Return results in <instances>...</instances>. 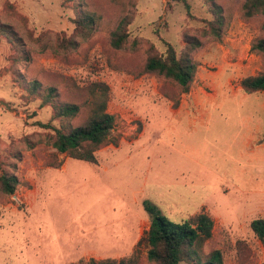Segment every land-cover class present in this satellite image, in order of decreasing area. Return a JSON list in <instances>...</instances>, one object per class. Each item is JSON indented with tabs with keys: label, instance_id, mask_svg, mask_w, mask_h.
<instances>
[{
	"label": "rangeland",
	"instance_id": "rangeland-1",
	"mask_svg": "<svg viewBox=\"0 0 264 264\" xmlns=\"http://www.w3.org/2000/svg\"><path fill=\"white\" fill-rule=\"evenodd\" d=\"M244 2L0 0V176L19 179L14 193L0 184V264H71L134 251L150 264L144 200L176 221L209 213L215 225L204 251L220 248L225 264L264 262L250 227L264 217V91L241 86L264 71V55L252 47L264 37V13L246 17ZM213 4L223 8L219 35L207 29ZM86 10L99 16L92 29L77 22ZM123 19L128 42L115 48L111 33ZM186 35L202 41L188 92L141 72L165 42L180 52ZM97 81L110 86L108 110L121 138L93 163L59 153L54 131L38 121L64 129L85 122L87 88ZM49 86L58 101L84 104L79 114L53 118L52 105H41Z\"/></svg>",
	"mask_w": 264,
	"mask_h": 264
},
{
	"label": "trees",
	"instance_id": "trees-1",
	"mask_svg": "<svg viewBox=\"0 0 264 264\" xmlns=\"http://www.w3.org/2000/svg\"><path fill=\"white\" fill-rule=\"evenodd\" d=\"M215 18L208 23L207 29L219 35V30L224 21L222 6L213 4ZM187 13L190 6L186 3ZM243 12L246 17L257 13H264V0H245ZM98 15L86 10L77 20L82 28L92 29L98 21ZM126 20H121L116 29L111 33V44L115 48H123L128 42ZM264 28V23L262 24ZM202 44L201 39L194 35L184 37V45L180 52L171 42H165L164 52L150 54L143 66L142 73H156L175 82L182 92H188L198 68V62L192 53ZM253 49L264 55V37L256 38ZM241 86L247 93L264 91V71L258 74L245 76ZM33 90L39 89L33 85ZM91 97V111L85 122L77 126H54L51 122L38 123L54 131L53 146L59 153L70 157L95 163L96 152L109 144L118 145L121 135L115 134L114 129L117 117L108 110L110 99V86L103 81L90 84L87 88ZM57 88H46L41 105L51 104L54 109L53 118H72L79 114L82 105L78 102H60L56 99ZM50 165L59 167L61 161L52 160ZM0 184L7 193H14L19 179L15 175L4 173L0 176ZM145 210L150 217V226L145 240L147 243V259L150 264H179L186 261L188 264H225L224 254L220 248L210 252L204 251V244L213 235L215 221L213 217L201 210L189 215L187 218L176 221L154 203L144 200ZM250 227L254 234L264 244V217L252 219ZM142 239V238H141ZM141 256L134 251L128 257L122 258H81L71 264H140ZM261 264H264L261 263Z\"/></svg>",
	"mask_w": 264,
	"mask_h": 264
}]
</instances>
